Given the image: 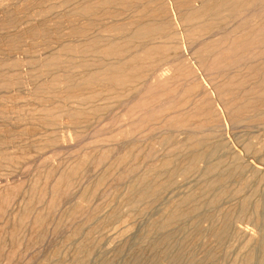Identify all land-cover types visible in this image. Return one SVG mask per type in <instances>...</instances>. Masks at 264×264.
<instances>
[{
  "label": "rangeland",
  "instance_id": "obj_1",
  "mask_svg": "<svg viewBox=\"0 0 264 264\" xmlns=\"http://www.w3.org/2000/svg\"><path fill=\"white\" fill-rule=\"evenodd\" d=\"M0 264H264V0H0Z\"/></svg>",
  "mask_w": 264,
  "mask_h": 264
},
{
  "label": "bare ground",
  "instance_id": "obj_2",
  "mask_svg": "<svg viewBox=\"0 0 264 264\" xmlns=\"http://www.w3.org/2000/svg\"><path fill=\"white\" fill-rule=\"evenodd\" d=\"M182 5V4H181ZM225 104V103H224ZM221 121V120H220ZM216 126V125H215Z\"/></svg>",
  "mask_w": 264,
  "mask_h": 264
}]
</instances>
